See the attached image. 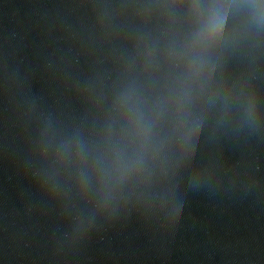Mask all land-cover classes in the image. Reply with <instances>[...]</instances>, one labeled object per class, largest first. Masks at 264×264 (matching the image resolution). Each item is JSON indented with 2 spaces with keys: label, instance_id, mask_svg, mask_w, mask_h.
I'll return each instance as SVG.
<instances>
[{
  "label": "water",
  "instance_id": "water-1",
  "mask_svg": "<svg viewBox=\"0 0 264 264\" xmlns=\"http://www.w3.org/2000/svg\"><path fill=\"white\" fill-rule=\"evenodd\" d=\"M0 119L264 138V0H0Z\"/></svg>",
  "mask_w": 264,
  "mask_h": 264
}]
</instances>
